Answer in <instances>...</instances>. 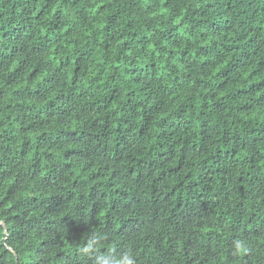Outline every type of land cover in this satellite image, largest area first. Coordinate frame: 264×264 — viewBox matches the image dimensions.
Segmentation results:
<instances>
[{
	"label": "trees",
	"instance_id": "trees-1",
	"mask_svg": "<svg viewBox=\"0 0 264 264\" xmlns=\"http://www.w3.org/2000/svg\"><path fill=\"white\" fill-rule=\"evenodd\" d=\"M126 257L264 264V0H0V264Z\"/></svg>",
	"mask_w": 264,
	"mask_h": 264
},
{
	"label": "clouds",
	"instance_id": "clouds-1",
	"mask_svg": "<svg viewBox=\"0 0 264 264\" xmlns=\"http://www.w3.org/2000/svg\"><path fill=\"white\" fill-rule=\"evenodd\" d=\"M117 264H137V260L136 259H133V258H127L126 257L125 258V261H123V262H117Z\"/></svg>",
	"mask_w": 264,
	"mask_h": 264
}]
</instances>
